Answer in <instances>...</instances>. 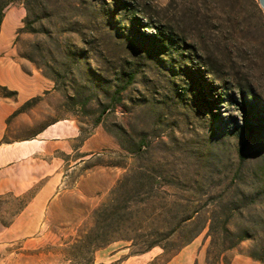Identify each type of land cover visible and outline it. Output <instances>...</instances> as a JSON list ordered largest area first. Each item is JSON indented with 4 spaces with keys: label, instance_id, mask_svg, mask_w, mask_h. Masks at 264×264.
I'll return each mask as SVG.
<instances>
[{
    "label": "rangeland",
    "instance_id": "1",
    "mask_svg": "<svg viewBox=\"0 0 264 264\" xmlns=\"http://www.w3.org/2000/svg\"><path fill=\"white\" fill-rule=\"evenodd\" d=\"M2 1L24 9L13 42L24 68L50 81L56 116L81 124L82 195L72 171L58 223L0 247V264H85L82 234L96 221L127 239L97 250L101 264H166L192 240L196 264L264 257V127L237 133L231 99L245 76L264 99V14L250 0ZM206 45L232 70L210 73ZM122 179L117 206L133 195L129 208L94 217Z\"/></svg>",
    "mask_w": 264,
    "mask_h": 264
},
{
    "label": "crops",
    "instance_id": "2",
    "mask_svg": "<svg viewBox=\"0 0 264 264\" xmlns=\"http://www.w3.org/2000/svg\"><path fill=\"white\" fill-rule=\"evenodd\" d=\"M255 1L264 11V0ZM24 14L21 5H8L0 24V247L3 248L27 244L40 229L58 223L54 212L71 193L72 171L78 172L74 182L82 195L81 124L70 113L56 116L50 81L38 71L24 68L13 43ZM36 73L40 77H35ZM32 98L37 100L26 104ZM24 197L27 199L23 202ZM7 208L10 215H6ZM131 257L118 264H131ZM5 259L6 256L0 260ZM95 259L96 256L94 264L105 263ZM202 261L201 244L192 240L166 264ZM227 264H264V261L238 253Z\"/></svg>",
    "mask_w": 264,
    "mask_h": 264
},
{
    "label": "trees",
    "instance_id": "3",
    "mask_svg": "<svg viewBox=\"0 0 264 264\" xmlns=\"http://www.w3.org/2000/svg\"><path fill=\"white\" fill-rule=\"evenodd\" d=\"M250 2L256 7V9L261 14H264V11L262 10V8L258 5V3L255 0H250ZM7 4H8L7 1L3 2L2 0H0V24H1L2 17H3V11L7 7ZM199 13H200V10L197 11V14H199ZM21 29H22V27H20L17 30V33L20 32ZM162 37H163V35H162ZM152 38H153V36H152ZM152 38L149 36L147 37L148 41H150V42L153 41ZM171 38L172 37L170 35L167 36V39H171ZM214 43H216L214 50H217V48H218L217 46L219 45L217 43H219V42L214 41ZM212 51L213 50H210V46L206 45L202 48V54H201V57L203 58L204 64L207 66V69L210 73L217 74L218 77H221V74L223 72L224 67L225 68L228 67L230 70H232V68H230L229 66H225V64H226L225 62H224V65L219 64V63H221V61H226V60L229 61V59L227 57H222V60H220L219 63L217 64V59H215L213 57ZM218 51H219L220 55L221 54L224 55V52L222 50H219V48H218ZM234 85L236 87V93L238 95V99H236V98L234 99L233 97H231V99L233 100L234 104L236 105L237 109L239 110L240 115H241L242 120H243V124L237 128V133H240V131L243 128H245L244 127L245 123H246L247 127L251 130V132H253L257 128L264 127V99L262 98L263 95L261 96V94H258L255 91L256 90L255 86L253 85L252 82L249 81L247 76H245V83L238 81V82H235ZM1 93H3V91H1ZM36 100H37V98H32L31 102H28L26 104H31V103L35 102ZM245 145H246L245 142L241 143V147H243ZM138 150H140V148H138ZM126 181H127V179L124 182H123V179L118 181L116 184V187L112 191V196L113 195L117 196L116 200L112 197V203L114 204V206L111 207L112 209L108 210V206L105 205V207H106L105 209H103V208L102 209H96L94 211V214H93L94 217L108 218L109 220H111L110 217L114 216V221L116 220V218L122 217L121 210H124L125 208L126 209L129 208L127 205L129 202H131V199L133 198V195L132 196L128 195L127 199H130V200L125 201L124 204L126 206L122 207V208L117 206L118 198L124 194L123 192H125L124 191V187H125L124 183ZM119 228L120 227L118 226L117 230H113L105 221L102 222V224H101V222L96 221L92 227H90L84 234H82V239H81L82 255H84V256H82V258H83L82 260L85 262V264H94V255H95L97 250L102 249V248L106 247L107 245H109L113 242H118L120 240H127L126 238L114 237L112 235V233L114 231L118 232L120 230ZM222 230L225 232L227 231L226 228H223ZM244 235H245V232H243V235L239 239L240 240L243 239ZM189 242H191V241H189ZM189 242L185 243L184 245L188 244ZM184 245H182V246H184ZM176 253L177 252L173 253L172 255H170V257H172ZM250 257H252L253 259L259 260V261H264V257H255L252 255ZM220 260L221 259H219V253L217 252L214 255L215 264H218L220 262Z\"/></svg>",
    "mask_w": 264,
    "mask_h": 264
}]
</instances>
